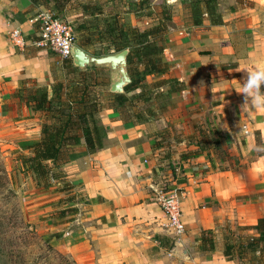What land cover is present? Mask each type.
<instances>
[{
  "label": "crops",
  "instance_id": "0c3cea01",
  "mask_svg": "<svg viewBox=\"0 0 264 264\" xmlns=\"http://www.w3.org/2000/svg\"><path fill=\"white\" fill-rule=\"evenodd\" d=\"M180 1L170 6L162 38L167 71L155 78L165 80L157 88L172 109L157 116L159 124L131 123L102 103V148L88 154L80 143L61 166L90 207L84 230L91 264H233L219 243L201 252L200 232L243 229L264 218V0H226L221 24L204 16L198 27L185 23ZM42 10L28 0H0L2 149L26 152L39 137L43 117L6 102L19 82L47 90L63 76L51 52L8 40L12 29L30 35L28 20ZM93 70L106 73L84 72ZM201 131L224 136L225 157L217 160L211 149L194 154ZM171 180L182 190L185 231L177 239L165 233L152 193Z\"/></svg>",
  "mask_w": 264,
  "mask_h": 264
},
{
  "label": "rangeland",
  "instance_id": "374dc122",
  "mask_svg": "<svg viewBox=\"0 0 264 264\" xmlns=\"http://www.w3.org/2000/svg\"><path fill=\"white\" fill-rule=\"evenodd\" d=\"M226 2V0H217V4H220V6L216 5L217 13L227 6ZM171 4H166L164 0H68L61 14L56 12L52 1L45 8L39 6L37 2H33L32 6L48 10L57 18L68 22L72 28L75 42L80 34L88 36L87 53L105 55L114 53L113 47L104 39L99 40L97 37L101 36L100 33L108 30L113 16H116L118 24L124 25L123 34L116 37L114 42L125 41L129 46H132L131 27L142 31L154 26L161 18L160 12L163 8L167 7L170 13ZM26 54L33 55L32 52ZM55 57L62 66V59ZM138 70H141L140 67ZM104 71L106 72V70ZM89 77V83L98 82L91 90L100 106L102 107V103L112 104L111 93L107 90V72L98 75L89 74ZM158 77L147 76L139 84V88L123 93L127 98L125 105L130 108V115H128L136 117L133 118V122L149 124L157 121L159 124L157 116L172 109L173 103L168 95L157 88L165 83L164 79H155ZM75 78V75H67L66 83L68 84ZM60 79V82L56 83L66 84L64 71ZM171 84L170 86H172ZM34 88L35 84L32 81L18 86L13 93L19 89L22 100H18V97H14L12 93L6 102L12 107L15 105L25 106L24 99L27 98V92ZM133 96L138 98L133 99ZM50 97L51 95L48 98ZM31 146L25 152V150L2 149L0 145V169L3 178L5 177L4 187L0 188V221L2 220L1 223L6 231L5 240L1 244L8 248L10 256L13 257L17 256L16 252L20 250L24 264H33V262L34 264H68L71 261L75 264H91V247L87 245V234L84 230L88 222L86 221L87 211L90 208L88 202L79 188L65 179L60 181L59 187H56L58 182H52L48 188L35 186L30 176L20 171L18 161L21 156L30 155ZM22 148L23 146L19 147V149ZM62 165H60L61 171ZM60 210L64 212V219L53 218ZM57 234L59 237H56ZM221 234L223 233L221 232ZM239 235L249 239L257 237L252 230L245 232L235 229L232 236L226 234V243L236 242L232 245L229 257L233 264H264V248L256 252L249 251L245 242L238 240ZM221 236L211 239L215 246L216 243L221 244L223 241V239L221 241Z\"/></svg>",
  "mask_w": 264,
  "mask_h": 264
},
{
  "label": "trees",
  "instance_id": "16d2710c",
  "mask_svg": "<svg viewBox=\"0 0 264 264\" xmlns=\"http://www.w3.org/2000/svg\"><path fill=\"white\" fill-rule=\"evenodd\" d=\"M33 5L37 2L39 6L45 8L49 2L54 3V9L61 14L68 0H28ZM185 23L198 27L204 16H206L212 25L221 24L220 15L216 12L217 0H181ZM33 7V6H32ZM165 7V6H163ZM85 8V7H84ZM161 18L158 22L145 30L137 31L131 27L130 32L133 34L131 41L132 46L127 42H114L116 37L121 36L124 32V25L118 24L116 16L112 17L111 26H109L99 40L104 39L108 44L112 45L114 52L128 48L129 53L126 60L128 75L131 79L130 84L124 88V92H131L139 88L147 76H158L167 71V65L162 59L163 51V35L166 33V24L170 20L169 10L163 8L160 12ZM55 17H57L54 14ZM88 36H78L77 42L74 43L82 50L86 51V46L89 45L86 41ZM27 52H24L25 55ZM97 55L96 53H93ZM140 67L141 70H138ZM62 69L64 71L65 83L68 80L67 75H75L76 78L69 81L67 84L55 83L51 87V97H47L45 88H35L27 92V98L24 99L25 107L29 108L32 113H40L43 117L40 129L39 140L30 147V155L27 157L21 156L18 158L20 163V171L23 174L29 175L34 185L38 188H48L52 182H60L65 179V174L60 170V165L64 164L73 147L83 144L85 151L88 154H93L103 146L105 137V128L98 123L97 114L101 106L94 97L92 90L98 82L89 83L91 75H98L97 70L91 72H81L73 68L69 58L62 59ZM30 80L20 81L18 86L28 83ZM172 86V90L179 89V84L175 81H168ZM14 97L22 100L19 89L13 93ZM112 104L108 105L112 110L118 113L123 121L131 123L135 116L130 117V108L125 105L127 98L124 95L110 94ZM137 99L133 96V99ZM129 114V115H128ZM46 118V120H44ZM199 139L196 143L201 153L205 149H211L217 160L226 156V151L222 148L225 144L224 136L218 135L217 132L204 133L200 132ZM256 142L258 137L255 136ZM4 179L0 169V188L4 187ZM9 195V194H8ZM55 219H64V212H57ZM2 221V220H1ZM0 221V229L4 230L3 224ZM7 226V225H6ZM8 228V226H7ZM237 230H252L257 237L246 238L239 235V241H244L247 249L251 252L260 251L264 248V218H259L252 226ZM221 232L223 234H221ZM6 231L0 230V264H24L22 253L17 251V256H10L8 248L1 244L4 242ZM233 234V231L226 227L221 228L218 233L200 232L199 245L201 252H212L214 244L211 239L221 236V253L231 260L230 251L234 243H226V234ZM56 237H59L57 234ZM260 247V248H259ZM242 249V248H241ZM34 264V262H33ZM68 264H75L73 261Z\"/></svg>",
  "mask_w": 264,
  "mask_h": 264
},
{
  "label": "built area",
  "instance_id": "2783aa9c",
  "mask_svg": "<svg viewBox=\"0 0 264 264\" xmlns=\"http://www.w3.org/2000/svg\"><path fill=\"white\" fill-rule=\"evenodd\" d=\"M28 23L33 25L30 35H25L17 29L8 32V40L14 48L32 47L47 50L60 59L69 58L70 48L75 43L73 31L68 22L55 17L48 10H42L31 17ZM168 183L152 188L153 201L162 214L165 233L177 239L185 231L180 212L182 190L172 185L173 180Z\"/></svg>",
  "mask_w": 264,
  "mask_h": 264
},
{
  "label": "water",
  "instance_id": "95a60500",
  "mask_svg": "<svg viewBox=\"0 0 264 264\" xmlns=\"http://www.w3.org/2000/svg\"><path fill=\"white\" fill-rule=\"evenodd\" d=\"M175 1V0H174ZM166 4L169 0H164ZM129 50L121 49L117 52L105 55H91L76 44L72 45L69 51V59L73 68L78 71H87L94 68L106 70L107 72V90L111 94L123 95L124 88L127 87L131 79L128 75L126 60ZM51 95L50 88L47 89V97Z\"/></svg>",
  "mask_w": 264,
  "mask_h": 264
},
{
  "label": "clouds",
  "instance_id": "9594fccd",
  "mask_svg": "<svg viewBox=\"0 0 264 264\" xmlns=\"http://www.w3.org/2000/svg\"><path fill=\"white\" fill-rule=\"evenodd\" d=\"M174 2V0H169V3H173Z\"/></svg>",
  "mask_w": 264,
  "mask_h": 264
}]
</instances>
